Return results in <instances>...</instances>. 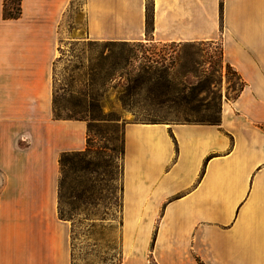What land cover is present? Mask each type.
<instances>
[{"label": "crops", "instance_id": "1", "mask_svg": "<svg viewBox=\"0 0 264 264\" xmlns=\"http://www.w3.org/2000/svg\"><path fill=\"white\" fill-rule=\"evenodd\" d=\"M78 2V3H77ZM91 41H219L243 85L209 123L123 128L121 264H264V0H0V264H74L58 212L60 155L87 122L54 116L65 14Z\"/></svg>", "mask_w": 264, "mask_h": 264}, {"label": "rangeland", "instance_id": "2", "mask_svg": "<svg viewBox=\"0 0 264 264\" xmlns=\"http://www.w3.org/2000/svg\"><path fill=\"white\" fill-rule=\"evenodd\" d=\"M127 43L105 50L88 40L85 18L77 4L61 24L59 54L53 68L55 105L60 118L87 122V141L93 146L86 168H67L75 190L64 197L63 210L75 213L70 221L76 264H121L123 260L120 216L124 125L212 121L219 116L221 101L233 97L241 85L235 70L222 58L219 41ZM133 49L137 57L129 63L117 58L130 50L132 55ZM148 57L153 61L148 62ZM114 60L120 64L114 65ZM145 66L151 69L145 70ZM166 70L172 79L170 87L185 86L180 93L192 99L190 103L153 104L146 92L159 86L153 85V80L135 81L138 74L148 71L149 77L163 72L165 76ZM161 82L164 88L165 79Z\"/></svg>", "mask_w": 264, "mask_h": 264}, {"label": "trees", "instance_id": "3", "mask_svg": "<svg viewBox=\"0 0 264 264\" xmlns=\"http://www.w3.org/2000/svg\"><path fill=\"white\" fill-rule=\"evenodd\" d=\"M4 1V6H3V14L5 16V18H18L21 15V0H3ZM147 14H146V22H147V31H149L151 29V23H152V1L151 0H147ZM93 43H95L96 45H101L102 47H104L105 50H107V48L110 45H116V44H122V45H126L128 44L127 41H93ZM138 45H143L140 44V42H138ZM110 50V49H109ZM134 50V49H133ZM132 50V55H131V50L128 53H121L119 56H117V58H124V60L126 62L129 63V61H132V59L137 57V52L136 49L134 50L133 53ZM111 55L114 57V54L111 53ZM129 55V56H128ZM221 55L223 58V53L221 50ZM132 58V59H131ZM153 61L151 59V57H148V62ZM156 63H158V61H155ZM114 65H119L120 62L118 60H114L113 61ZM228 66H230L228 64ZM231 67V66H230ZM117 69V67H114ZM151 69V67L149 66H145L144 69ZM166 74L165 76L162 75L163 72H157L152 76L148 77V71L147 73L144 74H138L139 76L135 78L136 82H145L146 80H153L154 83L153 85L155 86H159V87H150L148 88L149 90L146 92V97L147 99H149L153 104H160V103H165V102H171V103H178L181 101H186V103H190L192 101V99H190L189 97H187L186 95H184V93H180L181 91H184L186 89V87L184 86L183 88L179 89V88H172L170 87V85L172 84V79L169 77L167 70L165 71ZM236 72V71H235ZM183 78V77H182ZM165 79L166 82L165 86L163 88L161 80ZM179 84H183V81L179 82ZM243 85L241 84L240 87L238 88L237 93L234 95L236 96L240 90L242 89ZM136 86H133L132 89H135ZM139 94V92L137 93ZM233 96V97H234ZM220 111H221V104H220V110H219V116L217 118H214V120H201V121H194V122H188V123H209V124H217L219 122L220 119ZM54 114L56 115V118H60L59 117V113H58V108L55 105V101H54ZM147 123H163V122H156V121H152V122H147ZM89 139V138H88ZM93 150V146L92 144L87 141V146L84 150L82 151H65L62 152L60 155V159H59V163H60V178H59V184H58V212H59V216L62 219H66V220H71L73 221L74 218V214H71L69 212H64L63 210V205H64V197H67L66 194H73L75 187L72 184V181H70V177H69V172L68 169H73V170H77V169H82V168H86V166H88L89 161L87 160V157L90 155L91 151ZM81 163V164H80ZM82 163H85V165H82ZM69 205H71V203H68ZM74 263V262H73ZM76 264V263H74Z\"/></svg>", "mask_w": 264, "mask_h": 264}]
</instances>
